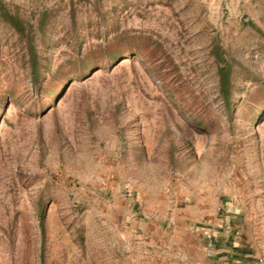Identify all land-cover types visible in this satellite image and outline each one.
<instances>
[{"label": "rangeland", "instance_id": "rangeland-1", "mask_svg": "<svg viewBox=\"0 0 264 264\" xmlns=\"http://www.w3.org/2000/svg\"><path fill=\"white\" fill-rule=\"evenodd\" d=\"M225 230L264 264V0H0V264Z\"/></svg>", "mask_w": 264, "mask_h": 264}, {"label": "crops", "instance_id": "crops-1", "mask_svg": "<svg viewBox=\"0 0 264 264\" xmlns=\"http://www.w3.org/2000/svg\"><path fill=\"white\" fill-rule=\"evenodd\" d=\"M243 245V242L234 240L228 230L220 231L216 236L212 255H207L204 247L196 243L193 245L192 255L177 264H256L252 252Z\"/></svg>", "mask_w": 264, "mask_h": 264}, {"label": "built area", "instance_id": "built-area-1", "mask_svg": "<svg viewBox=\"0 0 264 264\" xmlns=\"http://www.w3.org/2000/svg\"><path fill=\"white\" fill-rule=\"evenodd\" d=\"M236 235L239 234V231L235 232ZM205 252L207 255H212L215 249V242H214V232H208L206 234V242H205Z\"/></svg>", "mask_w": 264, "mask_h": 264}, {"label": "trees", "instance_id": "trees-1", "mask_svg": "<svg viewBox=\"0 0 264 264\" xmlns=\"http://www.w3.org/2000/svg\"><path fill=\"white\" fill-rule=\"evenodd\" d=\"M219 82L221 91L225 93L228 87V75L226 69L223 66L219 68Z\"/></svg>", "mask_w": 264, "mask_h": 264}]
</instances>
